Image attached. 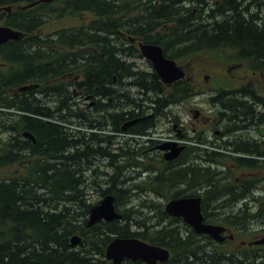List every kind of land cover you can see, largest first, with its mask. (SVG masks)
Listing matches in <instances>:
<instances>
[{
    "label": "flooded vegetation",
    "instance_id": "flooded-vegetation-1",
    "mask_svg": "<svg viewBox=\"0 0 264 264\" xmlns=\"http://www.w3.org/2000/svg\"><path fill=\"white\" fill-rule=\"evenodd\" d=\"M27 4L23 0H0V25L27 31L24 23L29 24L33 19L41 17L32 7H26ZM146 32L147 35L152 34L150 28ZM49 33L51 37L47 38V32L38 29L36 34L39 38H10L0 43L1 67L6 68L11 47L20 49L30 44L36 46L32 54V68L36 77L33 90L37 118L65 126L73 123L83 128L78 143L65 149L67 166L75 163L81 170V202L68 192V196L59 201L55 197L50 199L49 210L56 211L57 204L65 205L70 216L73 206L80 203L90 206V212L121 181L119 157L122 148H129L136 155L144 156L142 165L133 163L125 168L134 173L132 181L145 182L146 203L161 201L159 204H167L176 198L199 197L204 222L224 226L223 238L216 240L208 234L197 233L187 225H175L178 229L181 226V231L187 235L193 231L199 250L212 255L211 261H203L198 253V261L189 264H248L244 259L259 253L261 259H264V245L254 244L255 240L264 237V226L252 229L253 220L247 223L249 214L255 219L262 217L264 220V181H260L261 176L256 172L247 173L239 166V163L250 159L264 160V69L246 71L240 78L241 85L219 90L215 83L208 84L204 89V82L200 81V75L190 64L179 63L185 76L172 82H164L154 75L157 82L152 81V85L164 88L169 100L156 107L149 102L140 107L139 113L143 118L132 121L136 118L133 117L124 125L127 124L129 132H140L138 135H145V138L131 137L121 141L117 118L105 116L108 107L113 113H119L121 103L117 99L112 101L102 96L106 76L113 74V88H120V71L115 70L116 64L108 63L96 76V80L89 84L88 54L79 49L80 43H76L73 50L70 37H59L58 29ZM141 42L149 41L143 40L135 27H120L111 41L114 58L127 61L129 57L130 62H127L134 70L143 66L140 60H144L146 66H151L148 58L132 59L133 56L141 55ZM261 57L245 54L244 60H260ZM236 67L229 65L227 71L232 73ZM204 79L208 80L206 76ZM90 87H95L98 93L95 98L85 93ZM201 97L204 98L202 102ZM107 129L109 131L106 132ZM51 141L52 149L59 148L62 151V143ZM35 143L38 152H42V141L35 140ZM49 151L54 153L53 150ZM74 152L80 154L75 160L72 155ZM256 163L257 167L264 165L263 161ZM201 173L208 178L201 179ZM218 177L221 181H217ZM248 178L253 180L248 181ZM66 183L68 185L69 179ZM113 194L116 203L126 200L116 191ZM252 205L258 208L256 212L252 211ZM152 216L159 221H164V217L177 222L185 221L183 216L169 214L165 208L154 211ZM100 223L103 221L96 224ZM93 226L87 221L85 230L81 232V243L96 256L100 251L96 252L93 246L88 245L90 240L87 237ZM243 235H251L253 239L246 240ZM71 236L70 232L64 238L69 250H72ZM233 243L236 245L233 246ZM200 244L203 246L200 247ZM20 253L24 255L22 250ZM221 254H234L235 258L241 260L223 259ZM121 264L148 263L142 259H127Z\"/></svg>",
    "mask_w": 264,
    "mask_h": 264
},
{
    "label": "trees",
    "instance_id": "trees-1",
    "mask_svg": "<svg viewBox=\"0 0 264 264\" xmlns=\"http://www.w3.org/2000/svg\"><path fill=\"white\" fill-rule=\"evenodd\" d=\"M36 9H41V18L24 23L29 33L26 39L39 38L36 31L43 25L45 27L52 15L63 17L61 21L68 20L57 28L58 36L70 37L73 50L75 44L80 43L79 49L88 54L89 84L96 80L108 63L116 64L115 70L120 71V88H113V74L106 76L102 96L121 103L119 113H113L108 107L105 114L110 119L117 118L119 132L127 120L133 117L142 119L139 108L146 102L156 107L169 100L164 88L152 85V81L157 82L155 72L133 70L128 62L114 58L111 41L120 27L130 29L134 25L139 28L137 33L143 35V39L161 43L165 49L170 46L179 48L173 53L167 49L172 57H181L180 54L184 53L194 55L196 50L220 54L230 50L239 63H243L242 56L245 54L261 55L260 60L251 61V64L256 70L264 69V0H55L33 10ZM260 16L261 26L257 24ZM74 18L77 21L72 23ZM146 26H150L151 35L144 33ZM46 36L51 37L50 33ZM35 48L34 44L20 49L11 47L8 68L0 67V264H113L105 253L113 234L137 236L166 246L172 251L170 262L193 263L198 261V253L201 260L211 261V254L199 250L193 231L187 235L181 231V226L179 229L175 226H186L184 223L169 219L164 225L158 221V229L149 227L146 222L148 217L141 211L144 203L141 204L142 209L126 206L122 210V221L103 222L92 227L87 237L90 246L96 252L100 251L97 253L99 257L95 258L87 247L68 249L64 238L70 232L85 230L90 206L78 203L69 216L65 205L57 204L56 211H50L48 200L55 197L59 201L70 192L81 202V170L75 163L67 166L65 149L76 145L83 131L75 128L77 125L70 128L40 120L36 115L34 90L19 89L36 79L32 68ZM128 86L138 89V98L133 96ZM85 93L90 98L98 96L95 87H90ZM3 131L6 132L5 137L1 135ZM25 133L42 141V152H38L37 143ZM51 140L62 143V151L52 149ZM72 155L74 160L76 156L80 157L79 152ZM119 159L122 178L112 192L119 191L128 198L132 188L126 184L129 177L125 167L133 163L141 164L144 158L129 148H122ZM78 160L81 162V158ZM239 166L255 170L257 163L250 159L239 163ZM200 176L201 179L208 178L204 173ZM217 181L221 179L218 177ZM142 185L140 189L143 191L146 189L145 182ZM119 205L122 206L121 202ZM249 216L247 223L255 220L251 214ZM131 220H136L133 224L136 229L131 228ZM20 250L24 252L23 256ZM221 255L223 259L241 260L234 254ZM244 260L248 264L264 262L260 253L255 257L248 255Z\"/></svg>",
    "mask_w": 264,
    "mask_h": 264
},
{
    "label": "water",
    "instance_id": "water-1",
    "mask_svg": "<svg viewBox=\"0 0 264 264\" xmlns=\"http://www.w3.org/2000/svg\"><path fill=\"white\" fill-rule=\"evenodd\" d=\"M42 1L50 0H38L31 5ZM21 36L22 33L19 31H15L10 27L0 26V42ZM142 51L144 55L152 60L154 68L164 81L171 82L184 75V71L176 64L174 59H168L164 56L161 46L143 44ZM31 86L26 85L21 87V89H28ZM124 129L126 128L124 127ZM167 210L173 215L184 216L185 220L197 232L210 234L219 240L222 239L221 233L225 229L223 226L203 222L201 198H179L172 200L167 204ZM121 217L122 214L116 210L114 205V196L108 195L101 204L92 208L89 224H94L101 219L110 221ZM79 240L80 237L75 235L72 238V245L78 243ZM256 242L262 244L264 243V238ZM106 255L116 264L121 263L125 258L133 260L141 258L148 264H158L160 261L166 262L170 258V251L166 247L147 242L137 237H116L107 246Z\"/></svg>",
    "mask_w": 264,
    "mask_h": 264
},
{
    "label": "rangeland",
    "instance_id": "rangeland-1",
    "mask_svg": "<svg viewBox=\"0 0 264 264\" xmlns=\"http://www.w3.org/2000/svg\"><path fill=\"white\" fill-rule=\"evenodd\" d=\"M80 18H81V16H80ZM61 19H63V17L56 18L55 15H52L49 18V20L47 21V24L45 25V27H43L42 29L46 32H50L53 29H57L60 25L68 22V20L67 21L66 20L61 21ZM84 19H85V17H84ZM76 21H77V19L74 18L72 23H74ZM204 45H206V44H204ZM169 50L172 51L171 49H169ZM223 52H224L223 54H220L218 52L210 53V52H204V51L200 52V51L196 50V53L192 57H187L188 60H191L190 62H193L195 72L200 75V81H202V83L204 82V84H203L204 89L207 88L208 84L212 85V83H216L215 86L224 87V88H232V87H235L237 85H240V80L237 78L238 72H236L237 71L236 69H234V71H232V73H229V72L228 73L227 72L222 73L221 64L223 65V67H225L226 65H230L232 63L234 64V62L237 61L236 60L237 58H234V54L230 50H226ZM140 62L143 65L141 67V69H145V70H152L153 69L150 65L146 66L144 60H142V61L140 60ZM187 63L188 62L186 61L185 64H187ZM207 75H209V78H208V80L205 81L204 77ZM241 75H242V73L240 72L238 77ZM209 80H210V82H209ZM205 82H207V83H205ZM132 91H133V96L138 98L137 89L133 88ZM202 99H204V98L201 97V99H200L201 102H202ZM5 133L6 132L3 131V134H1V135H3L5 137L6 136ZM119 137H120V139H124V137H127V136H119ZM105 161H107V159H105ZM259 161H264V160H259ZM262 171L264 172V169H262ZM256 173L259 176L264 175V173H262V172H256ZM128 174H134V173L130 172ZM121 178H122V176H121ZM135 198H137V199L133 200L131 202H125L121 206V209L123 210L126 206H128V207L133 206L135 209L142 208L140 203L144 197L139 195V193H138V195H136ZM159 202H161V201H159ZM159 202H156V203L159 204ZM157 210H159V209H157V208L154 209V211H156V212H157ZM257 210H258V208L256 206L252 207L253 212H256ZM154 211H149L148 208L145 209L146 215L147 216L149 215V217L151 214H154ZM261 218L262 217H260V219L253 220V222L251 223V225H253L252 229L261 228L264 226V220H262ZM155 219L156 218H153L152 220H147L146 222L149 225L156 224ZM164 224L165 223H162L161 225H164ZM159 227L160 226H156L157 229ZM251 238H253V236L250 235V236H245L244 239L251 240ZM232 245L235 246L236 243H233ZM79 249H82V248H79ZM97 257H99V254L96 256V258Z\"/></svg>",
    "mask_w": 264,
    "mask_h": 264
}]
</instances>
